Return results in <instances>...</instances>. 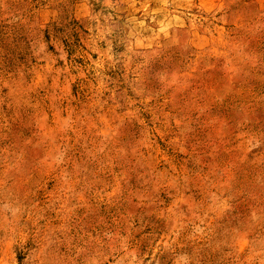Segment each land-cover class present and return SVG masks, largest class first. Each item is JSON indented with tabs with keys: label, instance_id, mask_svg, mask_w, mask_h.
<instances>
[{
	"label": "rangeland",
	"instance_id": "obj_1",
	"mask_svg": "<svg viewBox=\"0 0 264 264\" xmlns=\"http://www.w3.org/2000/svg\"><path fill=\"white\" fill-rule=\"evenodd\" d=\"M0 264H264V0H0Z\"/></svg>",
	"mask_w": 264,
	"mask_h": 264
}]
</instances>
